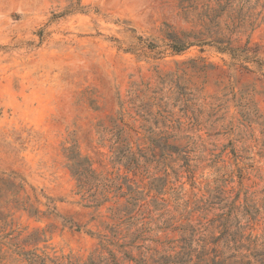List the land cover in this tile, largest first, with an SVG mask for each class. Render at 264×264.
<instances>
[{"label": "rangeland", "instance_id": "rangeland-1", "mask_svg": "<svg viewBox=\"0 0 264 264\" xmlns=\"http://www.w3.org/2000/svg\"><path fill=\"white\" fill-rule=\"evenodd\" d=\"M227 47L264 61V0H0V264H264V66Z\"/></svg>", "mask_w": 264, "mask_h": 264}, {"label": "trees", "instance_id": "trees-1", "mask_svg": "<svg viewBox=\"0 0 264 264\" xmlns=\"http://www.w3.org/2000/svg\"><path fill=\"white\" fill-rule=\"evenodd\" d=\"M184 48H177L173 45V49L181 52ZM224 51H229L235 59L244 57L245 60L257 61L261 66H264V61L258 58L257 52H252L250 49L238 50L232 48H224ZM252 55V56H251ZM71 153V151H70ZM68 166L73 176L77 179L82 188L90 185L91 178L94 173L91 169V164L80 159L76 153H71L68 156ZM18 177L11 174L8 178L0 177V240H6L12 236V232L7 233V228L10 226L9 219L12 217L11 213H5L10 204H14V210H26L24 202L19 198L20 191L23 189V184H17ZM81 230V228H77Z\"/></svg>", "mask_w": 264, "mask_h": 264}]
</instances>
